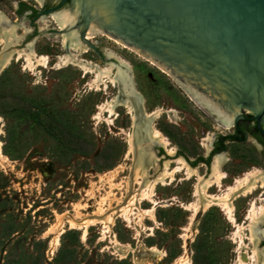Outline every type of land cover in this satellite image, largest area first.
I'll list each match as a JSON object with an SVG mask.
<instances>
[{
    "label": "rangeland",
    "instance_id": "rangeland-1",
    "mask_svg": "<svg viewBox=\"0 0 264 264\" xmlns=\"http://www.w3.org/2000/svg\"><path fill=\"white\" fill-rule=\"evenodd\" d=\"M20 3L33 7L39 16L33 19L31 10L19 13ZM46 7L58 8L42 12ZM0 10L16 26L21 38L7 52H27L28 46L34 44L37 53L49 59L46 66L32 67L17 56L0 74V140L9 159L0 160V264H185L183 259L189 254L192 264H239L244 250L239 228L229 222L226 211L219 206L200 216L197 236L194 242H188L189 254L186 253L185 235L192 212L183 205L197 200L194 195L198 177L185 180L184 172L177 174L173 183L160 184L155 190L158 223L145 221L154 228V235L145 231L138 236L135 225L118 218L114 232L122 245L116 247L109 236L103 240L105 229L101 224L89 228L85 241L82 230L65 225L59 245L51 253L55 232L48 231L56 226L58 214H64L65 221H82L86 215H100L110 205L116 207L124 197V185L131 178L133 165V157L127 158L133 121L123 106L116 108L112 122L108 113L97 119L99 106L117 96L119 88L110 84L101 90L91 89L93 74L85 75L77 63L59 66L60 57L67 54L63 33L54 19L57 12H66L59 1L0 0ZM77 29L81 38L82 25ZM111 38L96 35L89 39L91 45L84 42L87 49L80 55L101 67L121 65L118 57H122L130 64L145 112L165 110L153 123L171 140L176 153L169 156L165 147L144 143L148 152L158 158L157 166L150 171L152 179L164 170L165 162L176 167L178 158L190 167L196 163L192 168L210 177L218 155L229 159L223 167L228 174L224 191L236 178L255 170L264 172L262 151L253 137L229 143L230 154L213 152L220 136L229 135L234 128L221 127L172 77ZM3 50L0 47L1 53ZM169 109L175 113H166ZM212 153L209 164L197 163L200 157L209 159ZM119 165L126 170L114 178L105 176ZM210 192L223 194L217 187ZM253 202L258 207L264 204V189L235 201L237 224L245 223ZM152 206L151 202L143 204L146 209ZM243 232L250 235L248 227ZM244 241L252 246L248 239ZM152 247L165 256L150 250Z\"/></svg>",
    "mask_w": 264,
    "mask_h": 264
},
{
    "label": "water",
    "instance_id": "water-1",
    "mask_svg": "<svg viewBox=\"0 0 264 264\" xmlns=\"http://www.w3.org/2000/svg\"><path fill=\"white\" fill-rule=\"evenodd\" d=\"M57 1L79 19L85 42L91 44L86 33L94 21L118 44L164 70L186 94L190 86L210 93L223 108L238 110L233 124L247 112L263 129L264 0ZM4 69L0 65V74ZM136 111L137 125L147 123L143 103ZM132 132L137 133L134 126Z\"/></svg>",
    "mask_w": 264,
    "mask_h": 264
},
{
    "label": "bare ground",
    "instance_id": "bare-ground-1",
    "mask_svg": "<svg viewBox=\"0 0 264 264\" xmlns=\"http://www.w3.org/2000/svg\"><path fill=\"white\" fill-rule=\"evenodd\" d=\"M39 1L42 2V0ZM54 19L60 26V32L63 33L62 43H64V46L67 49V54L60 57L61 62L59 66L65 67L72 63H77L81 66L85 75L90 73L93 74L94 77L90 83L91 89L97 88V90H101L102 87L107 88L110 84L119 88V94L117 96L108 99L105 103L99 106V113L96 118H101L104 114L108 113L110 114L109 121H111L113 116L117 113L116 108L123 106L127 108L128 113L131 115L133 126L137 129V133L132 132V134L130 133L128 135L129 149L127 158L133 157V165L130 168L131 178L126 181V184L124 185V197L119 199V203L116 207L110 205L109 208L100 215H86L82 221H76L74 218H69L65 221V215L58 214V222L56 226L50 228L48 231L55 232V235L50 242L51 253H54L58 247L59 238L64 232L65 225H70L71 229L82 230V238L83 241H85L89 228L101 224L105 229L103 240L109 236L111 244H114L116 247L122 245L114 232V226L118 218L123 217L125 221L135 225L138 236L145 231H147L149 236L154 235V228L147 226L145 221L149 219L158 223L156 216L158 202L154 199L155 190L160 184L165 185L173 183L176 180V175L184 172L185 180H190L195 176L198 177V183L194 195L197 200L183 205L186 210L192 212L188 233L185 235L186 253L189 254L188 242H194L197 236V225L199 224L198 221L201 214H205L213 206H219L223 211H226L225 214L227 215L229 222L235 223L239 228L238 233H240L242 244L244 246L243 252L240 253L239 264H264V248L260 247L261 237L264 235V230L261 229V225L264 223V204L258 207V204L253 202L244 224H237L234 214L236 210V200L254 194L259 188L264 189V172L261 170H255L240 179L236 178L235 183L224 191L223 182L227 178V175L224 172L223 167L227 162V157L224 155H218L214 157L212 174L210 177H203L199 174L196 168L190 167L183 158H178V165L176 167H171V162L167 161L165 162L164 170L160 175L157 178L152 179L150 177V171L157 166L158 158L148 152L144 147V143L148 142L152 144L154 141H158L163 144L170 155L176 153V148L171 143V140L160 129L155 127L153 123L165 113V110L158 108L152 112H146L148 122L137 125L138 115L136 110L142 105L143 97L135 90V85L130 73V64L122 57L118 58L123 67L120 65L115 66L113 64H110L107 67H101L93 62L84 60L81 58L80 53L86 51L85 49H87V45H85V41L80 38V29H77L79 19L68 12L56 13L54 14ZM9 21L8 16L0 10V47H4L3 52H0V65L6 68L18 56V60L24 58L29 66H46L49 60L48 57L38 54L34 44L30 43L31 45L28 46L27 52H7L8 49L19 43L21 39L17 34L16 26L10 24ZM100 34L106 35L99 25L95 24L94 21L91 22L86 38L89 40ZM71 50L79 54L72 53ZM109 56L116 55L110 53ZM187 94L189 95L187 96L195 102L200 109L208 112V114L215 119L221 127L230 129L233 126V120L238 110L231 111L229 108H223L222 101L213 98L210 93L204 94L203 92H200L193 86L187 87ZM166 111L168 114L175 113L172 109ZM2 121V117L0 116V124ZM2 145L3 144L0 140V160L9 161L3 153ZM206 147L209 151V145H206ZM124 170H126V167L119 165L109 173L105 174V176L114 178ZM213 187H217L218 191L223 192V194H212L210 190ZM144 202H151L153 206L146 209L143 207ZM132 220H134V222H132ZM247 227L250 229V235H245L243 232ZM247 239L251 242L252 246L248 247L246 245L244 240ZM237 242L238 241L235 240V243ZM150 250L159 252L165 256L164 252H160L155 247L150 248ZM183 260L185 264H192L190 254L185 256Z\"/></svg>",
    "mask_w": 264,
    "mask_h": 264
},
{
    "label": "flooded vegetation",
    "instance_id": "flooded-vegetation-1",
    "mask_svg": "<svg viewBox=\"0 0 264 264\" xmlns=\"http://www.w3.org/2000/svg\"><path fill=\"white\" fill-rule=\"evenodd\" d=\"M57 8L58 7H55V8L46 7V9H44L42 12H51L52 9L56 10ZM38 16L39 14L37 13L33 19L37 18ZM232 127L234 128L232 133L224 137L220 136V138L216 141L213 152L221 151V152H226L227 154H230V147L228 146V144L229 143H240L239 138L243 134L245 137L243 142H246L250 136L256 140L257 144L261 148L262 155L264 158V127L263 129H259L257 125V121L253 119V116L251 114L244 112V118L239 119L237 123L233 124ZM213 155L214 154L212 153L209 159H206L205 157L202 156L203 158L202 161H205V163L209 164ZM228 161L229 159L227 158L226 164L228 163ZM197 163H199V161ZM195 166H196V163L192 164V167H195ZM260 247L264 248V235H262L261 237Z\"/></svg>",
    "mask_w": 264,
    "mask_h": 264
},
{
    "label": "trees",
    "instance_id": "trees-1",
    "mask_svg": "<svg viewBox=\"0 0 264 264\" xmlns=\"http://www.w3.org/2000/svg\"><path fill=\"white\" fill-rule=\"evenodd\" d=\"M27 10H31L32 11V18H34L35 16H36V14H37V11L33 8V7H30V6H28L27 4H24V3H20V10H19V13H23V12H25V11H27ZM244 135L242 134L241 135V137L239 138V140H240V142H243L244 141ZM217 152H219V151H217ZM203 160V158L202 157H200L199 158V162L200 161H202ZM111 165H107V167H110ZM207 213L208 212H206V214H205V216L207 215ZM204 216V217H205Z\"/></svg>",
    "mask_w": 264,
    "mask_h": 264
}]
</instances>
